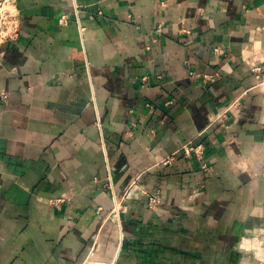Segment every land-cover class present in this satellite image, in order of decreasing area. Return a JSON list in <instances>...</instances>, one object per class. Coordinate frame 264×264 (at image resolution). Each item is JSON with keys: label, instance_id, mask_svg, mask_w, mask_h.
<instances>
[{"label": "crops", "instance_id": "crops-1", "mask_svg": "<svg viewBox=\"0 0 264 264\" xmlns=\"http://www.w3.org/2000/svg\"><path fill=\"white\" fill-rule=\"evenodd\" d=\"M18 7L21 38L0 48V264H88L111 237L109 185L137 178L162 206L131 200L107 263L264 264V0ZM190 142L209 171L160 164Z\"/></svg>", "mask_w": 264, "mask_h": 264}, {"label": "built area", "instance_id": "built-area-1", "mask_svg": "<svg viewBox=\"0 0 264 264\" xmlns=\"http://www.w3.org/2000/svg\"><path fill=\"white\" fill-rule=\"evenodd\" d=\"M60 24L64 25L68 23V17L62 16L60 18ZM22 29V16L18 7V0H0V48L6 44L16 43L21 38ZM218 51V49H217ZM254 72L260 75L258 81V87L264 90V69L256 68ZM147 78L143 79L146 82ZM180 158H195L200 164L204 171H209L208 164L205 163V147L203 144H194L190 142L183 145L179 150L174 152L168 157L161 160L160 164L164 166L171 165ZM114 197V208L111 216L112 221H118L119 226L121 225L122 218L130 210L127 202L133 197H139L146 199L148 206L152 210H159L162 206L160 193L158 191H149L145 187L140 185L139 179L137 178L123 193L117 192L113 189L111 184L109 185ZM66 197L56 198L52 201V206L57 207L66 202Z\"/></svg>", "mask_w": 264, "mask_h": 264}, {"label": "rangeland", "instance_id": "rangeland-1", "mask_svg": "<svg viewBox=\"0 0 264 264\" xmlns=\"http://www.w3.org/2000/svg\"><path fill=\"white\" fill-rule=\"evenodd\" d=\"M136 196L137 197H133L131 200H133V199L135 200V198H141V197H139L138 193H136ZM131 200L128 201V206H130V202H132ZM128 212H129V210H128ZM112 217H110V221H109L111 225L109 227H107L106 231L104 232L105 235L107 234L108 236H111L109 238H105V244L106 245H104V243H103L104 240L102 238H99V240L96 241L94 246H93V252H95V254H97L96 255L97 256L96 260H97V262L98 261L100 263L102 262V264L103 263H105V264H110L111 263V261L109 263H107V260L112 259L111 252H114L113 251V247H114L113 245H114L115 242H117V238H116L117 237V232L119 233V228L120 227H119L118 221L117 220L116 221H112ZM104 254H106V256H108V258H106L104 256ZM104 258H106V259H104ZM100 259H101V261H100ZM90 262H91V259L89 260L88 264H91Z\"/></svg>", "mask_w": 264, "mask_h": 264}, {"label": "bare ground", "instance_id": "bare-ground-1", "mask_svg": "<svg viewBox=\"0 0 264 264\" xmlns=\"http://www.w3.org/2000/svg\"><path fill=\"white\" fill-rule=\"evenodd\" d=\"M117 235H119V233L117 232ZM121 236V235H120ZM97 241V240H96ZM97 254H95V252L92 254V257H91V264H102V262L100 263L99 261L97 262V260H96V258H97V256H96ZM99 260V259H98ZM100 261H101V259H100ZM114 262L113 261H111V263L110 264H113ZM103 264H105V263H103Z\"/></svg>", "mask_w": 264, "mask_h": 264}]
</instances>
